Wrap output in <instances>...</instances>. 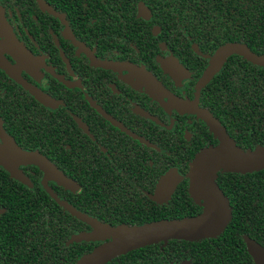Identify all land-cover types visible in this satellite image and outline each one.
<instances>
[{
	"label": "trees",
	"instance_id": "obj_1",
	"mask_svg": "<svg viewBox=\"0 0 264 264\" xmlns=\"http://www.w3.org/2000/svg\"><path fill=\"white\" fill-rule=\"evenodd\" d=\"M44 1L50 6L54 0ZM57 1L61 10L70 3V0ZM91 1L100 0H74L73 3L82 6L90 5ZM108 1L118 2L121 8H128L122 12L129 13H135L136 4L141 1L153 9L155 20L169 22V27L175 30L182 26L186 37L181 34L180 38L185 42V51L194 43L199 54L212 56L220 47L235 43L257 56H264V0ZM180 38H176L175 44ZM202 96L208 113L237 148L246 151L264 145V67L233 55L207 83ZM5 120L20 146L37 150L78 185L79 191L64 199L67 204L78 213L98 218L100 224L134 228L192 218L202 211L189 193L186 176L189 164L201 150L218 145L210 130L217 142L208 133L210 147L200 146L194 153L182 155L185 161L180 163L179 169L186 178L170 199L163 202L166 204L156 201L145 204L136 189H156L162 174L178 159L172 149L165 150L169 155L152 149L153 155L149 158H156L152 165L137 153L136 157L129 158L131 161L112 166L102 151L89 145L88 137L72 127L53 126L48 115L38 119L15 116ZM161 154L164 160L159 159ZM29 168L43 174L35 166ZM1 169L0 176L6 172ZM117 173L120 175L116 177L103 176ZM108 178L118 181L103 185V180ZM4 179L11 184L12 180ZM215 182L231 209L230 220L222 233L197 241L170 240L166 244L149 245L125 257L138 254L145 259V264H148L147 259L161 264L159 258L165 253L170 261L190 260V264H254L242 236H248L264 248V170L246 174L219 172ZM33 184V188L12 190L3 187L0 179V237L9 239L8 242L0 240V264H75L100 245L96 246L95 242L68 244L71 234L84 229L81 221L57 205L37 180ZM117 259L123 262L124 256ZM115 260L112 264H118Z\"/></svg>",
	"mask_w": 264,
	"mask_h": 264
},
{
	"label": "flooded vegetation",
	"instance_id": "obj_2",
	"mask_svg": "<svg viewBox=\"0 0 264 264\" xmlns=\"http://www.w3.org/2000/svg\"><path fill=\"white\" fill-rule=\"evenodd\" d=\"M73 2L70 0L65 11L57 0L50 6L44 0H0V25L5 27V30L0 28V142L7 137L20 149L39 153L20 146L10 134L5 119L15 116L38 119L48 115L53 126L72 127L88 137L89 145L102 151L112 166L131 161L129 158L136 157L137 153L152 165L156 161L154 156L149 158L153 155L152 149L157 152L172 149L178 159L173 160L175 164L166 172L176 169L181 178L177 188L186 178L179 169L185 161L182 155L195 152L200 146L212 145L208 137L212 133L206 123L192 113L193 110L209 112L205 100L202 101L207 84L198 90V83L208 66L206 56L211 55L199 54L194 43L185 51V42L180 38L181 34L186 37L184 28L171 29L169 22L155 20L153 9L141 1L136 4L135 13L122 12L128 8L108 0L91 1L90 5L82 6H75ZM139 3L149 12L146 18L138 16ZM176 38H180L177 44ZM7 39L19 45L28 58L22 60L5 45ZM166 60H176L184 73L175 79L165 74L161 62ZM96 62L128 63L142 68L172 100H181L188 106L177 110L165 94L154 96L135 88L131 73L102 69L94 65ZM212 140H215L213 135ZM169 151L165 153L169 155ZM159 159L165 158L161 154ZM29 167L32 166L19 167L25 182L12 178L1 167L5 172L0 176L2 186L12 190L33 188L37 180L46 194V189H50L54 197L48 196L60 207L58 201L67 204L64 199L79 191L78 185L64 175L75 186L74 190L71 185L65 187L56 181H48L45 188L43 174ZM4 178L12 180L11 184ZM111 181L118 179H105L103 185ZM154 189L136 191L146 204L155 201ZM90 218L99 221L96 217ZM81 223L84 229L71 234L68 244L84 243L72 240L78 234L91 231L89 225ZM0 240L9 241L2 236ZM101 243L95 242L96 246ZM127 254L121 255L123 262L117 259L121 256L113 260L118 264L146 263L142 255L125 257ZM168 256L164 253L165 259L159 258V262L190 264V260L170 261L166 259ZM113 260L108 263L112 264ZM147 260L148 264H156Z\"/></svg>",
	"mask_w": 264,
	"mask_h": 264
},
{
	"label": "water",
	"instance_id": "obj_3",
	"mask_svg": "<svg viewBox=\"0 0 264 264\" xmlns=\"http://www.w3.org/2000/svg\"><path fill=\"white\" fill-rule=\"evenodd\" d=\"M148 14L145 5L139 3L138 16L146 18ZM0 28L5 30L3 26ZM5 45H8L22 60L28 58V54L12 39H7ZM233 55H239L251 64L264 67V56H257L240 44H226L216 50L212 56H206L208 66L199 80L198 90L205 86L219 71L226 59ZM94 65L112 71H127L136 80L142 81L159 93L168 96L167 92H163L161 85L142 68H137L128 63L96 62ZM0 66H2L1 61ZM161 66L163 72L173 79L185 71L176 60L163 61ZM168 98L177 110L188 106L181 100H172L170 96ZM192 113L206 123L218 141L217 146L203 149L194 157L189 164L186 176L189 183V193L192 199L202 207L201 213L192 218L159 221L134 228L127 226L109 227L58 201L73 217L91 227V232L82 233L86 235L80 237L82 240H74L75 242H102L91 252L82 256L75 264H106L118 256L149 245L166 244L170 240L197 241L215 238L223 232L230 220L231 209L228 200L215 182L217 174L219 172L246 174L264 170V145L246 151L237 148L219 122L208 112L193 110ZM27 165L35 166L43 173L45 188L48 181H56L65 187L70 185V181L44 156L37 152L24 151L17 147L12 140L7 137L3 138L0 142V166L12 178L25 182L19 167ZM226 166L235 168L227 169ZM180 179L176 169L166 172L156 185L154 200L161 203L167 202ZM46 191L51 197H54L50 189L47 188ZM202 194L207 197V202L201 198ZM242 240L253 263L264 264V248L246 235L242 236Z\"/></svg>",
	"mask_w": 264,
	"mask_h": 264
},
{
	"label": "rangeland",
	"instance_id": "obj_4",
	"mask_svg": "<svg viewBox=\"0 0 264 264\" xmlns=\"http://www.w3.org/2000/svg\"><path fill=\"white\" fill-rule=\"evenodd\" d=\"M130 80L133 83V86L137 89H144L147 93L152 94L154 96H162L163 95L162 93H159L158 91L153 89L150 85H148L142 81L136 80L135 77H130ZM70 185H71V189L74 190L75 186L73 184H70ZM83 235H86V234H78V235L74 236L72 240L73 241L74 240H82V239H80V237H83Z\"/></svg>",
	"mask_w": 264,
	"mask_h": 264
},
{
	"label": "bare ground",
	"instance_id": "obj_5",
	"mask_svg": "<svg viewBox=\"0 0 264 264\" xmlns=\"http://www.w3.org/2000/svg\"><path fill=\"white\" fill-rule=\"evenodd\" d=\"M225 168H227V169H234L235 167H233V166H226ZM201 197H202V199L205 201V202H207V197L205 196V195H201Z\"/></svg>",
	"mask_w": 264,
	"mask_h": 264
}]
</instances>
